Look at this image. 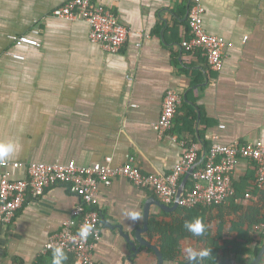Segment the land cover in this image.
Listing matches in <instances>:
<instances>
[{
    "label": "crops",
    "instance_id": "1",
    "mask_svg": "<svg viewBox=\"0 0 264 264\" xmlns=\"http://www.w3.org/2000/svg\"><path fill=\"white\" fill-rule=\"evenodd\" d=\"M67 1L0 0V142H16L19 153L7 160L24 164L11 167L12 177L25 176V164L31 162L91 165L112 157V164L120 165L131 155L144 172L167 174L193 138L183 128V101L196 105L201 159L207 153L202 131L211 144L264 142V0H203L206 30L226 40L221 70L183 46L190 36L192 0H99L131 29L118 52L93 42L85 20L53 16ZM34 29L41 31L40 47H16L9 38L12 33L34 36ZM9 51L22 53L24 59ZM169 90L180 92L182 103L171 131L161 136L155 124ZM4 171L0 165V182ZM248 177L256 178L255 163L240 158L233 180ZM152 197L160 199L121 176L110 186L100 185L102 236L95 255L101 264H158L153 249L141 246L135 252L125 235L140 246L135 233L149 200L150 219L156 215L162 223H172L178 208L162 209ZM80 201L65 184L51 186L42 196L29 194L11 223L0 222V264H52V251L45 252L44 246ZM261 203L229 200L210 214L218 216L207 228L213 236L223 231L221 243L254 238L250 250L239 246V251H225L218 262L247 264L257 258L264 237L242 236L239 230H246L243 224L252 209L264 216ZM132 210L141 213L139 221L126 217ZM148 231L143 236L158 245V237L151 238ZM186 246L200 249L203 244L184 240L179 259L165 264H185ZM64 264L79 263L67 256ZM258 264H264V256Z\"/></svg>",
    "mask_w": 264,
    "mask_h": 264
},
{
    "label": "built area",
    "instance_id": "2",
    "mask_svg": "<svg viewBox=\"0 0 264 264\" xmlns=\"http://www.w3.org/2000/svg\"><path fill=\"white\" fill-rule=\"evenodd\" d=\"M206 7L203 0H192L189 9L190 37L183 41L187 50L201 48L208 54V63L214 70H221L225 60V38L209 33L204 25ZM53 16L67 20H85L90 25V38L109 52H118L129 38L131 29L99 0H68L53 11ZM40 29H34L32 35L9 34L16 47L24 45L40 47L37 38ZM9 54L24 59L18 51ZM182 96L177 90H169L164 98L162 112L155 129L163 136L171 131L174 119L181 106ZM181 160L167 174L147 173L137 163L135 156L120 165L112 164V157L105 162L81 165L75 160L63 164L31 162L25 164L23 177H12L11 167L20 168L24 164L18 161L0 162L5 171L0 182V222L11 223L17 213L28 201L29 194L42 196L51 186L68 185L72 193L78 194L80 203L74 208L71 219L66 221L61 231L50 236L44 251H52L57 245H63L65 252L75 255L79 264H101L95 250L102 236L101 212L98 207L100 185L110 186L118 177H124L133 184L149 188L166 204H177L185 208L198 205L222 204L235 193L233 173L240 158L255 163V182L264 188V142H233L224 144L214 141L204 166L199 169V150L196 143L185 144ZM192 167L193 186L178 196L181 179ZM84 224L93 226V233L86 241H80L77 233ZM255 230L264 234V222L255 225ZM77 236V242L72 237Z\"/></svg>",
    "mask_w": 264,
    "mask_h": 264
},
{
    "label": "trees",
    "instance_id": "3",
    "mask_svg": "<svg viewBox=\"0 0 264 264\" xmlns=\"http://www.w3.org/2000/svg\"><path fill=\"white\" fill-rule=\"evenodd\" d=\"M190 27V25H189ZM190 32V29L189 31ZM190 37V36H189ZM191 53H197L200 57L208 62V54L206 50L201 48H195L189 50ZM182 110L184 111V115L181 120L183 123V128H185L189 133L192 134L193 138L187 139V144L190 145L192 143H197L198 139L195 135V124L198 120V112L196 109V105H190L187 102L183 101ZM177 116V115H176ZM202 121H208L205 119V116H202ZM206 144V155L203 159L202 156L199 157L198 162L199 165L196 169L201 168L205 165L208 153L211 149L212 144L205 140L204 132L200 135ZM199 144V142L197 143ZM249 178V177H248ZM245 179L243 182L237 183L234 181L235 193L228 199L234 204V201L237 199H255L259 202L264 203V188H259L255 182V179L250 177L249 179ZM254 182H251V181ZM193 186L192 177L189 179L187 183L186 189L189 190ZM226 203V202H225ZM214 204V205H198L193 208H185L179 206L178 209L173 213L176 217L173 219L172 223H162L158 216L152 215L150 219L149 225V235L151 238L157 236V244L161 247L162 253L164 255L165 260H178L181 253V246L184 240H196L203 244L202 248H210L212 249L211 255L204 260V264H216L219 259L224 255L225 251H239V246H244V251L250 250L249 243L253 241V237H244V242H240L239 239L234 241H224L221 243L223 231L217 236H213L209 229L207 228L206 234L203 237H195L190 232H188L184 225L185 222L192 221L196 218H202L203 222L207 225L218 215L215 214V217L210 215L215 209H222L226 204ZM237 209V208H236ZM251 215V219L249 222L244 223L243 227H246V230L243 232L239 230L240 235L245 236L247 233H253L256 238L258 236H263L264 234L255 230V225L261 222H264V216H262L260 209H252L249 212ZM221 231V230H220ZM239 237V236H238ZM242 250V249H241ZM255 254L257 255L259 249H255ZM66 255L70 258L71 263H74L75 255L72 253L66 252Z\"/></svg>",
    "mask_w": 264,
    "mask_h": 264
},
{
    "label": "clouds",
    "instance_id": "4",
    "mask_svg": "<svg viewBox=\"0 0 264 264\" xmlns=\"http://www.w3.org/2000/svg\"><path fill=\"white\" fill-rule=\"evenodd\" d=\"M19 146L14 141L0 142V162H4L7 159H11L19 153ZM126 217L133 221H139L142 216L139 211H127ZM185 229L195 237H203L207 231V225L203 222L202 218H196L192 221L185 222ZM94 229L91 224H84L78 230L77 236L80 241H86L88 236L93 233ZM77 236L72 237V242H77ZM186 264H203V261L208 258L212 249L200 248L195 249L190 246H186L183 249ZM67 260V255L63 245H57L52 248V264H64Z\"/></svg>",
    "mask_w": 264,
    "mask_h": 264
},
{
    "label": "water",
    "instance_id": "5",
    "mask_svg": "<svg viewBox=\"0 0 264 264\" xmlns=\"http://www.w3.org/2000/svg\"><path fill=\"white\" fill-rule=\"evenodd\" d=\"M200 115V114H199ZM195 170V167H192L184 176V178L182 179L179 189H178V196H181L182 194H184V192L186 191V187H187V183L189 181V179L192 176L193 171ZM152 200L154 199L153 202H155V204L159 205L162 209H169V210H175L176 208H178L177 204H174L173 206H169L168 204L164 203L162 200L156 198V197H152ZM151 201L149 200L148 202H146L145 208H144V221H143V225L138 228L136 230L135 233V239L137 241L140 242V246H137L136 243L131 240L130 236L128 234H125L127 239L130 241V244L132 246V249L135 252H138L141 248V246H147L151 249L154 250V252L156 253L157 257H158V264H165V258L164 255L162 253V251L160 250L159 246L152 243L150 240L146 239L143 236V233L146 232L149 229V220H150V205H151ZM264 256V247L262 248V250L260 251V253L258 254L257 258L250 263L247 264H258L262 257ZM186 264V263H185ZM216 264H224L222 262H217Z\"/></svg>",
    "mask_w": 264,
    "mask_h": 264
}]
</instances>
